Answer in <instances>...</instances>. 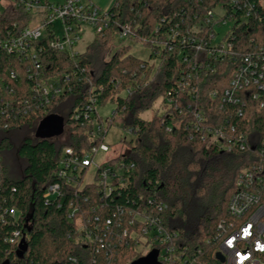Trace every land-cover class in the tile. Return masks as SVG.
Listing matches in <instances>:
<instances>
[{"label": "trees", "instance_id": "trees-1", "mask_svg": "<svg viewBox=\"0 0 264 264\" xmlns=\"http://www.w3.org/2000/svg\"><path fill=\"white\" fill-rule=\"evenodd\" d=\"M233 1L115 0L108 29L96 34L83 54L46 51L43 69L50 76L69 74L70 80L66 92L44 108L30 106L27 110L15 104L29 98L30 81L24 75L23 88L4 80L6 100L17 109L13 114L9 109L0 112V205L16 207L21 217L18 224L9 220L0 236V264H72L70 258L78 264H131L139 256L121 233L131 230L129 220L136 212L157 218L165 233H177L174 246L179 252L192 256L201 250L198 261L215 263L219 241L230 232L227 208L238 178L244 171L262 167L264 179V91H258L257 99L255 86L241 92L242 117L237 113L241 106L222 102L242 59L264 58V0H235V7ZM217 8L223 10V20L234 22L225 37L234 58L227 55L215 60L207 56L206 48L197 50L182 43L183 36L191 42L195 36L189 30ZM248 10L249 17L243 19ZM4 15L5 24L16 18L24 24L27 20L20 11L8 10ZM124 30L126 40L157 54V65L130 55L129 45L113 51ZM207 33L203 31L197 40L209 41ZM7 64L22 71L16 58L3 56L2 72ZM185 81L189 86H177ZM92 97L99 106L114 104L115 115H121L123 128L133 135L124 142L127 153L113 159L132 164V176L126 187L110 196L96 184L68 187L59 210L57 203L46 205L43 196L50 185L59 182L63 150L88 151L93 145L85 136L83 116ZM160 99L165 113L142 119L141 114L152 110ZM199 113L203 122L196 120ZM51 115L65 117L63 133L35 142L24 139L15 151L16 159L9 161L6 154L14 149L11 134L35 132ZM222 126H227L228 137L239 142L230 151L207 141V131ZM71 204L85 221L97 218L102 228L111 221L112 231L101 235L93 247L75 243L74 226L66 215ZM24 226L21 245L5 241L8 230Z\"/></svg>", "mask_w": 264, "mask_h": 264}, {"label": "built area", "instance_id": "built-area-1", "mask_svg": "<svg viewBox=\"0 0 264 264\" xmlns=\"http://www.w3.org/2000/svg\"><path fill=\"white\" fill-rule=\"evenodd\" d=\"M233 3L235 7L236 1L234 0ZM110 8L105 11L90 0H62L59 3L42 0H0V61L3 56H12L23 65L22 71L11 69L8 64L5 72L0 69V112L4 114L9 109L13 114L17 109L6 100L4 80L19 88L23 85V75L30 81L29 98L15 103L20 105L18 106L20 109L27 107V110H30V106L44 108L63 95L67 90L66 84L70 80V75L50 76L43 69L42 58L45 57L47 50H55L68 56L79 55L75 52V47L82 41L87 28H90L95 35L108 29ZM8 10L20 11L27 15L25 24L19 18L9 20L8 24H5L7 22L4 13ZM249 14L250 10L244 12L243 19L248 18ZM223 16L224 12L221 8L209 11L189 30V33L195 36L192 37V41L189 42L187 36H183L182 43L191 44V48L197 50L206 48L207 56L214 57L215 60L227 55L234 58L233 48L225 40L226 36L217 39L219 33L216 28L227 22L222 19ZM56 24H61V37L56 32ZM203 31L208 32L209 41L197 40V36ZM126 36L127 32L124 30L119 38L126 39ZM150 53L151 56L158 57L157 54L151 51ZM177 86L184 89L189 83L185 81ZM249 86H255L256 99L259 96L258 91H264V58L260 55L246 56L242 59L233 73L231 88L226 90L222 97L223 103L241 106L237 110L240 117L244 115L245 106L241 92ZM97 101L94 97L90 98V104L85 105L83 112L85 136L93 145L88 151L76 152L73 148L63 150L57 171L59 182L46 189L43 196L46 205L57 203V208L62 209L68 187L75 188L78 184L82 187L96 184L102 188L101 192L104 195L110 196L115 190L126 187L130 182L134 167L132 164L113 159L105 160L101 164L95 162L97 154H108L111 150L104 142L108 134L107 125L114 122L116 116L113 110L111 119L105 123L99 114L100 106ZM160 101L164 114L166 110L163 108V100ZM167 104L170 105L171 101L168 100ZM261 107H264V104ZM195 117L198 122L204 121V116L200 113ZM78 118L79 115H76V119ZM227 130V126H222L207 131L209 137L207 141L218 148L230 151L239 142L228 137ZM197 131L203 132L200 127ZM241 148L244 149L243 144ZM261 154L264 158V148ZM92 166L95 167L94 180L88 182L86 176ZM261 171H263L262 167L244 171L238 178L237 190L232 195L227 208L231 217L230 232L219 241L218 250L214 254L215 263L198 261L196 255L201 254V250L192 256L179 252L174 246L178 234L165 233L157 218L146 216L143 212L133 213L132 219L129 220L131 230L123 229L121 233L123 238H129L130 243L135 247L139 257L134 261L157 251L155 264H264V179ZM149 204L152 202L150 201ZM157 208L161 210V207ZM66 215L68 222L74 226L73 241L85 244L87 247H93L101 240V235L105 236L113 229L111 221L104 223L102 228L97 218L94 222L83 220L80 210L72 204L67 208ZM20 217L21 212L16 207L0 205V236L7 230L9 220L18 224ZM221 227L225 226L220 225ZM24 229L25 226L11 228L4 236L5 241L11 246L21 245L25 238ZM217 254L222 255L223 262L217 260ZM69 261L78 264L75 258H70Z\"/></svg>", "mask_w": 264, "mask_h": 264}, {"label": "rangeland", "instance_id": "rangeland-1", "mask_svg": "<svg viewBox=\"0 0 264 264\" xmlns=\"http://www.w3.org/2000/svg\"><path fill=\"white\" fill-rule=\"evenodd\" d=\"M43 2H55L59 3L62 0H42ZM93 2L96 6L103 10H108L115 2V0H90ZM234 25V22L232 20H229L226 22V24H222L221 26L216 28V31L219 33L218 35V40L223 39L227 33L230 31L232 26ZM56 32L59 37L62 35V27L61 24H56L55 26ZM95 38L94 32L90 29L87 28L84 32L83 39L82 41L77 44L75 47V52L78 54H83L87 47L93 42ZM131 46L130 50V55L134 56L135 58L144 60V61H149L150 65H157L158 59L155 58V56L150 58L151 53L148 49H146L144 46L140 44H134L133 42L126 40V39H120L117 38L116 41L114 42V50L118 49L119 47L122 46ZM161 100V99H160ZM158 100L155 105L153 106L152 110L142 113L141 118L144 120H151L157 112L159 114H162V105L161 101ZM116 106L112 104L111 102H108L104 106L99 107V114L102 117L103 121L106 123L108 122L111 117H112V112L115 110ZM63 118V117H62ZM65 117L63 118V120ZM38 130V129H37ZM37 130L31 131L30 129L24 130L22 134H11V139L14 143V149L13 151L8 152L6 155V158L10 160L16 159V154L15 151L17 150L18 146L24 139H30L32 142H35L38 140L37 136ZM133 139V135L129 132V130H126L123 128V120L121 118V115L118 114L114 118V122L111 125L110 129L108 130V134L105 138V144L110 146V152L108 154H103L99 153L95 157V162L97 164L103 163L105 160L109 159H114L117 158L121 155H125L127 153V147L125 145V141H131ZM94 172H95V167L92 166L89 168V171L86 176V181L88 182H93L94 180Z\"/></svg>", "mask_w": 264, "mask_h": 264}, {"label": "water", "instance_id": "water-1", "mask_svg": "<svg viewBox=\"0 0 264 264\" xmlns=\"http://www.w3.org/2000/svg\"><path fill=\"white\" fill-rule=\"evenodd\" d=\"M64 131V120L62 117L51 115L45 118L39 125L37 130V136L42 139H50L53 137L60 136ZM22 252L19 253V256ZM158 256L157 251H153L148 256L134 261L132 264H155ZM216 258L218 261L223 262L221 254H217Z\"/></svg>", "mask_w": 264, "mask_h": 264}]
</instances>
